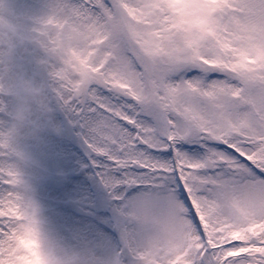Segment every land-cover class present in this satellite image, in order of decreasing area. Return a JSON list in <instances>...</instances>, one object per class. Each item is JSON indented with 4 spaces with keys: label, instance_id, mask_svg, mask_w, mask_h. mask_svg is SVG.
<instances>
[{
    "label": "snow or ice",
    "instance_id": "1",
    "mask_svg": "<svg viewBox=\"0 0 264 264\" xmlns=\"http://www.w3.org/2000/svg\"><path fill=\"white\" fill-rule=\"evenodd\" d=\"M0 115V264H264V0H0ZM44 134L79 142L115 258L42 228Z\"/></svg>",
    "mask_w": 264,
    "mask_h": 264
},
{
    "label": "rangeland",
    "instance_id": "2",
    "mask_svg": "<svg viewBox=\"0 0 264 264\" xmlns=\"http://www.w3.org/2000/svg\"><path fill=\"white\" fill-rule=\"evenodd\" d=\"M2 121V115H0ZM37 166L27 170L39 202L45 233L54 241L80 248L99 247L107 258L121 248L117 220L107 193L90 169L75 137L44 134L30 144Z\"/></svg>",
    "mask_w": 264,
    "mask_h": 264
},
{
    "label": "clouds",
    "instance_id": "3",
    "mask_svg": "<svg viewBox=\"0 0 264 264\" xmlns=\"http://www.w3.org/2000/svg\"><path fill=\"white\" fill-rule=\"evenodd\" d=\"M10 127L12 129H15L19 132H23L25 130V124L22 120L20 119H13L12 122H11V125ZM7 131V129H6ZM28 196L34 201V202H37V199H36V196H35V192L32 191L30 193H28ZM40 205V204H39ZM14 215H16V217L19 219V218H22L23 216V213L22 212H19V211H15L14 212ZM40 219L42 221V228L44 229L45 231V226H44V223H43V215H42V212L40 213ZM27 240H28V237L26 235L25 232H20L17 234V242L19 243V246L24 249L25 247V244L27 243Z\"/></svg>",
    "mask_w": 264,
    "mask_h": 264
}]
</instances>
